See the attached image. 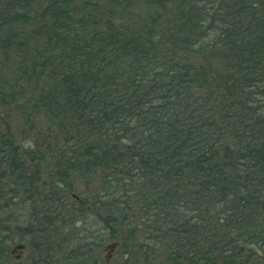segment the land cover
Segmentation results:
<instances>
[{
	"label": "trees",
	"instance_id": "1",
	"mask_svg": "<svg viewBox=\"0 0 264 264\" xmlns=\"http://www.w3.org/2000/svg\"><path fill=\"white\" fill-rule=\"evenodd\" d=\"M2 106L54 137L41 166L0 132V200L58 193L1 257L264 264V0H0Z\"/></svg>",
	"mask_w": 264,
	"mask_h": 264
},
{
	"label": "rangeland",
	"instance_id": "2",
	"mask_svg": "<svg viewBox=\"0 0 264 264\" xmlns=\"http://www.w3.org/2000/svg\"><path fill=\"white\" fill-rule=\"evenodd\" d=\"M22 113L17 112V111H9L8 107H0V132L4 133L6 128H7V134L8 132H10V134L13 136V140H15V144H18L20 147H23V149L25 150H31L35 147L36 144H38L40 146V148L44 149V153L46 154V157L42 160V156L40 154H35V155H27L25 156L26 158V162L27 164H29L30 162V158H34V162L31 165H36L39 164L41 166H43V164H47L48 162H50V158L52 156V154L46 152L48 151V149H51L50 146L46 145V141L47 138L52 139V137H54V135L52 136L50 132H48V127L45 123V121L43 120V117H31V119L29 121H26V119H22L21 116ZM32 118H34L32 120ZM55 142H57V140H54ZM61 143H59L56 147L60 148ZM0 164H2V161L0 162ZM0 167H2L0 165ZM1 183V182H0ZM2 185V183H1ZM29 190V189H28ZM26 191L25 188L21 189L18 191V195H14L10 194V191L8 189V191H5L3 189L2 193L3 195L5 194V197L2 198L0 200V210L2 212H0V214L2 215L1 220H5L8 219V222L11 224V222L16 218V221L22 222L24 221L26 223V220L29 219V215L30 214V208L31 207V202L30 201H34L33 205H35V201H40L43 199V195L49 193V191L45 188H34L33 190L30 191ZM83 190H85V188H76L75 192L77 194H80L81 191L83 192ZM14 195V197H13ZM48 195H51V193H49ZM52 198H56V193H53ZM26 201V202H24ZM68 202H72L71 197L66 199V201L64 200V203ZM24 202V203H23ZM38 204V202H37ZM66 204H64L63 206H65ZM61 206V209L64 210L65 207ZM29 223L30 224H34L33 223V219L30 218L29 219ZM57 223V222H56ZM96 220H88V224L87 227H91V231L92 233L94 232V236L99 237L101 235V233H98L96 235L95 232H97V230L100 229L101 225L96 224ZM2 224H6L4 223V221L1 222L0 225ZM31 225V226H32ZM11 227L13 226V224L10 225ZM77 228H79V226H81V224H77L76 225ZM18 235H12V238L17 239ZM4 245H8L10 246L9 249H7V257H1L0 256V264H17L16 259L14 258V256L10 255V249L12 247V245H10V241L8 239L3 241ZM111 242H106L104 244V246H106L107 244H109ZM2 246V244H1ZM104 246L101 248L100 254H99V258H98V263L99 264H110L113 263L114 261H116V255H113L110 257L108 256V251H103ZM29 255V253L24 252L22 259L20 260V262L18 264H24L26 263V257ZM108 257V258H107ZM120 260V257L117 258V261Z\"/></svg>",
	"mask_w": 264,
	"mask_h": 264
},
{
	"label": "flooded vegetation",
	"instance_id": "3",
	"mask_svg": "<svg viewBox=\"0 0 264 264\" xmlns=\"http://www.w3.org/2000/svg\"><path fill=\"white\" fill-rule=\"evenodd\" d=\"M33 189H34V188H32L31 190H33ZM45 189H48V188H45ZM49 190H50V188H49ZM9 191H10V194H13V193L15 194V193H17V191H16V190H13V188L9 189ZM28 191H30V190H28ZM54 192L58 193V188H54L53 192H50L51 195H48V196H47V194H44L43 197H47V198L40 200V203L43 204V203H45V202H47V201L51 202L50 198H52ZM13 197H14V195H13ZM49 197H50V198H49ZM14 198H15V197H14ZM56 200H57V199H56ZM16 245H17V244H14V245L11 247V249H10V255L14 256L15 259L19 256V258L16 259V262H17V264H18V263L20 262V260L22 259V257H23V254H24V250H25V248H24L22 251H21L20 249H15L14 251H12L13 247L16 246ZM21 252H22V254H20ZM108 254H109V251H108ZM107 258H108V257H107Z\"/></svg>",
	"mask_w": 264,
	"mask_h": 264
},
{
	"label": "water",
	"instance_id": "4",
	"mask_svg": "<svg viewBox=\"0 0 264 264\" xmlns=\"http://www.w3.org/2000/svg\"><path fill=\"white\" fill-rule=\"evenodd\" d=\"M116 246H117L116 243L108 244V245L104 248V251H107V250H108L109 253H110L108 256H110L111 253L115 250ZM15 249H20V250L22 251V250L24 249V245H22V244H18V245H16V246L13 247L12 251H14ZM20 254H22V252H21ZM17 258H19V256H18ZM17 258H16V259H17Z\"/></svg>",
	"mask_w": 264,
	"mask_h": 264
}]
</instances>
